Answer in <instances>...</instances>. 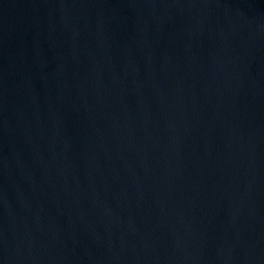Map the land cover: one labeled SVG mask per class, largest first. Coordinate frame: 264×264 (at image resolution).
Segmentation results:
<instances>
[{
  "label": "water",
  "instance_id": "95a60500",
  "mask_svg": "<svg viewBox=\"0 0 264 264\" xmlns=\"http://www.w3.org/2000/svg\"><path fill=\"white\" fill-rule=\"evenodd\" d=\"M0 264H264V0H0Z\"/></svg>",
  "mask_w": 264,
  "mask_h": 264
}]
</instances>
